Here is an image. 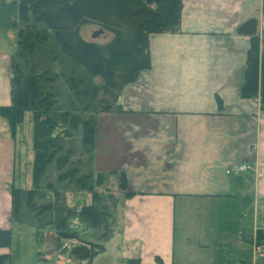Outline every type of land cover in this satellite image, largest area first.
<instances>
[{
	"label": "crops",
	"instance_id": "crops-1",
	"mask_svg": "<svg viewBox=\"0 0 264 264\" xmlns=\"http://www.w3.org/2000/svg\"><path fill=\"white\" fill-rule=\"evenodd\" d=\"M251 17L264 30V0H182L178 31L149 35L150 67L123 89L113 116L127 123L117 128L132 158L117 171L133 194L119 218L140 243L139 264H264L254 254L264 234V114L259 98L239 96L250 37L236 28ZM5 89L0 105L10 104ZM12 149L0 141V228L10 229ZM240 164L250 168L235 171ZM177 205L185 211L176 216Z\"/></svg>",
	"mask_w": 264,
	"mask_h": 264
},
{
	"label": "trees",
	"instance_id": "trees-1",
	"mask_svg": "<svg viewBox=\"0 0 264 264\" xmlns=\"http://www.w3.org/2000/svg\"><path fill=\"white\" fill-rule=\"evenodd\" d=\"M181 9L182 0H0V27L17 31L10 62L11 100L9 105H0V116L12 135L26 110L33 116V187L11 186V215L17 223L37 231L49 224L64 225L74 213L72 209L35 202L42 188L59 195L53 183L43 182L53 166L59 183L72 182L78 190L91 194V201L78 213L93 231L103 229L100 241L71 247L70 254L76 259L90 261L103 252V240L110 234L109 216L116 219L119 215H111L97 191L102 173L93 171V166L81 156L77 161L85 172L81 173L79 167L66 169L75 158V150L67 140L72 131L80 132L83 154L92 159L95 114L99 110L110 111L112 105L106 97L116 103L118 110L121 108L124 87L137 81L140 73L150 67L149 35L177 32ZM86 26L102 29L110 39L105 43L86 39L82 34ZM257 26V20L251 17L236 28L238 34L250 37L239 96L259 98L264 114V30L259 33ZM61 87H65L62 94ZM120 188L123 200L133 194L127 190L124 178ZM117 206L121 210L123 203L115 202ZM52 210L65 214L55 216V221L48 214ZM57 238L78 237L74 232L58 229ZM263 238L262 231H258L257 242L263 243ZM10 245L11 229L0 228V264H9ZM139 262L134 257L128 264Z\"/></svg>",
	"mask_w": 264,
	"mask_h": 264
},
{
	"label": "rangeland",
	"instance_id": "rangeland-1",
	"mask_svg": "<svg viewBox=\"0 0 264 264\" xmlns=\"http://www.w3.org/2000/svg\"><path fill=\"white\" fill-rule=\"evenodd\" d=\"M98 30L95 26H86L82 29V34L86 39H94L100 43H105L110 39V35L104 32L93 36ZM16 45V29L0 27V98L2 96L5 97V87H10L11 54L16 49ZM62 88L65 87L60 88V94H62ZM60 97L61 95H58V98ZM105 99H108V103L112 106L110 111L99 110L95 114L96 133L92 159L89 155L83 154L84 148L81 144L80 132L75 131L73 133L72 131V136L67 141L75 150V158L74 160L71 159L66 169L79 167L80 163H78L77 159L81 156L84 162L93 166V171L102 173L97 191L105 205L109 207L111 215L114 213L115 215H120L122 211L120 210V206L115 207V202L119 204L123 203L121 196L123 190L120 188V183L122 178H124L126 183L127 181L125 172L117 170L121 169L123 165L126 166L130 162L132 155H127V139L126 136L121 134L125 131L118 130L117 128V125H120L119 128L121 126L124 128L127 123L119 118V116L114 118L118 112L116 103L110 97H106ZM120 104H122V98ZM114 135H117L119 139L114 137ZM6 139L9 140V143L5 141ZM0 141L1 145L5 146L6 153L13 150L14 144L16 160L14 186L21 189L32 188L34 154L32 112L29 110L24 112L23 119L16 124L13 135L9 131L6 120L0 116ZM115 141H118V143ZM84 169L85 167H79L81 173L85 172L86 169ZM56 176V170L52 166L48 170L43 182L53 183L58 189L59 195H55V191L51 189L42 188L43 192H41L42 194L40 193L41 196L37 195L35 197V202L37 205L44 203L56 204L64 209L70 208L74 213L69 215L64 225L49 224L39 231L30 225L13 221L11 226V245L8 249L10 253L9 264H128L130 258H139V241L126 239L124 214L122 218L116 219H112L109 216L108 221L110 222H108L107 231L110 234L103 240V245L105 246L103 252L95 255L90 261L79 260L71 256L70 249L72 246L81 242L100 241L103 229L93 231L78 213V210L83 205H87L91 201V194L78 190L77 186L72 182L64 181L59 183ZM196 207L195 203L190 205L191 210ZM23 209L25 211L29 210L28 207H24ZM176 210V216L178 213L185 211L180 210L179 205H177ZM34 214L35 211H32V215ZM48 214L51 215V219L55 220V216L62 217L65 212L52 210ZM178 217L176 220V242L181 244L179 241L181 222ZM247 226H249L248 223ZM58 229L74 232L78 238L58 240Z\"/></svg>",
	"mask_w": 264,
	"mask_h": 264
},
{
	"label": "built area",
	"instance_id": "built-area-1",
	"mask_svg": "<svg viewBox=\"0 0 264 264\" xmlns=\"http://www.w3.org/2000/svg\"><path fill=\"white\" fill-rule=\"evenodd\" d=\"M249 168H250V165L248 164H240V165L234 166L235 171H243ZM254 254L256 256H264V243H258V242L254 243Z\"/></svg>",
	"mask_w": 264,
	"mask_h": 264
},
{
	"label": "water",
	"instance_id": "water-1",
	"mask_svg": "<svg viewBox=\"0 0 264 264\" xmlns=\"http://www.w3.org/2000/svg\"><path fill=\"white\" fill-rule=\"evenodd\" d=\"M102 32V29H99L97 32H95L94 34H93V36H96L97 34H99V33H101Z\"/></svg>",
	"mask_w": 264,
	"mask_h": 264
}]
</instances>
